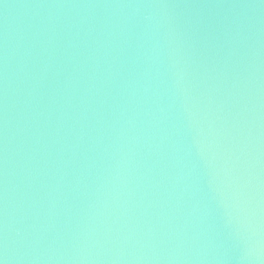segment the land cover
Instances as JSON below:
<instances>
[{"label":"water","instance_id":"obj_1","mask_svg":"<svg viewBox=\"0 0 264 264\" xmlns=\"http://www.w3.org/2000/svg\"><path fill=\"white\" fill-rule=\"evenodd\" d=\"M262 200L260 0H0L7 264H261Z\"/></svg>","mask_w":264,"mask_h":264},{"label":"clouds","instance_id":"obj_2","mask_svg":"<svg viewBox=\"0 0 264 264\" xmlns=\"http://www.w3.org/2000/svg\"><path fill=\"white\" fill-rule=\"evenodd\" d=\"M128 7H133V8H143V7H156V5H144V4H133V5H128ZM159 7H165V5H159ZM145 19H148V17H145ZM256 239L254 242V245L249 251L248 258H255V260L260 261L261 264H264V239H261L259 235V222L256 225ZM7 246L5 245V255L0 258V264H7Z\"/></svg>","mask_w":264,"mask_h":264},{"label":"snow or ice","instance_id":"obj_3","mask_svg":"<svg viewBox=\"0 0 264 264\" xmlns=\"http://www.w3.org/2000/svg\"><path fill=\"white\" fill-rule=\"evenodd\" d=\"M260 3L262 6H264V0H260ZM229 186L230 185L226 184L225 190H223L221 192V195H228L227 188ZM232 195L236 196L237 193L234 191L232 193ZM253 215H254V213H253ZM251 227H252L253 235L255 236L256 235V225L253 224V225H251ZM259 235H260L261 239H264V200H262L261 215H260V220H259Z\"/></svg>","mask_w":264,"mask_h":264}]
</instances>
